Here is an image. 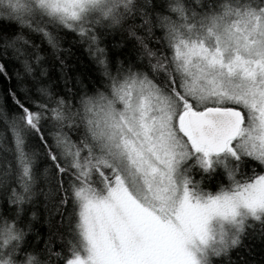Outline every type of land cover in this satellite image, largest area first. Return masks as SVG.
<instances>
[{
	"label": "snow or ice",
	"instance_id": "1",
	"mask_svg": "<svg viewBox=\"0 0 264 264\" xmlns=\"http://www.w3.org/2000/svg\"><path fill=\"white\" fill-rule=\"evenodd\" d=\"M0 264H264V0H0Z\"/></svg>",
	"mask_w": 264,
	"mask_h": 264
}]
</instances>
